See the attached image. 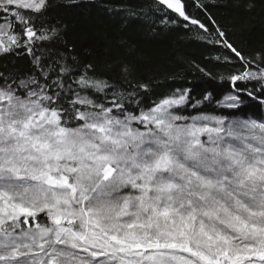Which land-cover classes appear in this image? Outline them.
<instances>
[{"label": "rangeland", "instance_id": "rangeland-1", "mask_svg": "<svg viewBox=\"0 0 264 264\" xmlns=\"http://www.w3.org/2000/svg\"><path fill=\"white\" fill-rule=\"evenodd\" d=\"M45 99L33 81L0 85V222L44 212L59 225L0 235V264H264V118L184 119L175 91L121 120L82 96L81 126L65 130ZM234 104L227 96L222 106ZM148 192L159 203L150 216L125 203ZM81 208L84 231L61 225Z\"/></svg>", "mask_w": 264, "mask_h": 264}, {"label": "trees", "instance_id": "trees-1", "mask_svg": "<svg viewBox=\"0 0 264 264\" xmlns=\"http://www.w3.org/2000/svg\"><path fill=\"white\" fill-rule=\"evenodd\" d=\"M180 2L187 20L152 0H43L37 9L8 3L0 8V85L33 81L45 91L44 108L65 130L81 126L78 116L89 109L78 102L82 96L121 120L136 119L175 91L185 94L176 108L184 119L264 118V0ZM248 72L261 77L247 78ZM227 96L234 105L222 106ZM165 173L178 178L168 165ZM96 179L97 186L109 183ZM149 196L143 204L132 196L125 203L147 217L159 205ZM82 208L61 225L84 231ZM52 218L44 212L14 216L0 222V235L56 229ZM105 246L110 254L117 249L111 241Z\"/></svg>", "mask_w": 264, "mask_h": 264}, {"label": "water", "instance_id": "water-1", "mask_svg": "<svg viewBox=\"0 0 264 264\" xmlns=\"http://www.w3.org/2000/svg\"><path fill=\"white\" fill-rule=\"evenodd\" d=\"M163 6L166 10L176 14L179 17L186 19L183 14V6L180 0H152ZM187 20V19H186Z\"/></svg>", "mask_w": 264, "mask_h": 264}]
</instances>
